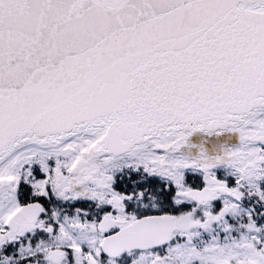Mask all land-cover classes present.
Here are the masks:
<instances>
[{
	"label": "snow or ice",
	"instance_id": "snow-or-ice-1",
	"mask_svg": "<svg viewBox=\"0 0 264 264\" xmlns=\"http://www.w3.org/2000/svg\"><path fill=\"white\" fill-rule=\"evenodd\" d=\"M0 264H264V0H0Z\"/></svg>",
	"mask_w": 264,
	"mask_h": 264
}]
</instances>
